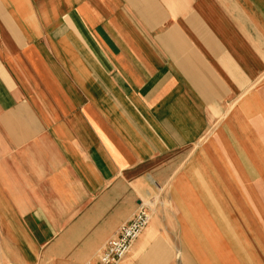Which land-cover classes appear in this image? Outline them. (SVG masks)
<instances>
[{
    "label": "crops",
    "instance_id": "0c3cea01",
    "mask_svg": "<svg viewBox=\"0 0 264 264\" xmlns=\"http://www.w3.org/2000/svg\"><path fill=\"white\" fill-rule=\"evenodd\" d=\"M264 264V0H0V264Z\"/></svg>",
    "mask_w": 264,
    "mask_h": 264
},
{
    "label": "built area",
    "instance_id": "2783aa9c",
    "mask_svg": "<svg viewBox=\"0 0 264 264\" xmlns=\"http://www.w3.org/2000/svg\"><path fill=\"white\" fill-rule=\"evenodd\" d=\"M150 218V209L147 206H140L134 215L119 227L116 235L101 248L93 264H115L122 260L146 228Z\"/></svg>",
    "mask_w": 264,
    "mask_h": 264
}]
</instances>
